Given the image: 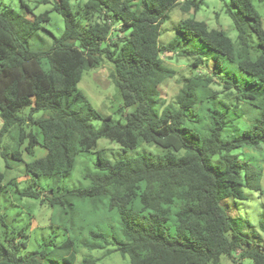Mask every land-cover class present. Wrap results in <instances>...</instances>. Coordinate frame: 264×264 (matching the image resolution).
<instances>
[{"label": "trees", "instance_id": "obj_1", "mask_svg": "<svg viewBox=\"0 0 264 264\" xmlns=\"http://www.w3.org/2000/svg\"><path fill=\"white\" fill-rule=\"evenodd\" d=\"M72 1L53 3L52 10L63 17L65 30L46 51L33 50L29 42L50 22V11L36 15L23 2L31 19L10 7L0 9V156L9 169L3 147L13 129L18 131L14 161L22 162L24 153L34 156L38 146L47 150L44 157L25 164V175L33 182L17 191L20 197L42 198L40 178L67 179L76 168L79 153L94 149L102 138L118 142L124 150L136 149L140 143L153 144L166 152L116 162L99 154L97 171L84 176L89 186L52 188L41 201L64 208L73 201H90L95 208L107 201L109 211L120 217L122 237L92 231L93 243L83 245L89 251L113 245L115 252L130 257L129 264H219L222 256L234 252L243 259L251 258L254 264H264V251L243 238L222 205L227 197L246 200L244 187L252 186L259 175L230 153L261 143L264 112L242 137L224 142L227 122L223 113L212 111L207 129L203 122L196 125L201 122V108L196 106L205 97L217 95L209 89L214 76L185 79L175 108L164 107L158 90L164 80L176 76L163 56L180 54L183 45L197 38L253 77L264 91V27L253 0H220L235 24L237 47L223 29H210L195 18L180 23L177 39L160 42L162 24L173 9L180 6L197 13L204 0H78L76 11ZM50 3L41 0L38 6ZM250 30L259 41L256 58ZM188 54L195 57V67L209 63L192 51ZM106 60L113 65L110 77L123 97L120 112L131 109L125 114V124L101 116L78 89L84 72ZM214 75H218L217 69ZM241 98L256 102L257 96L241 92ZM94 119L103 121L100 128L92 124ZM35 129L41 132L42 142ZM9 185L16 182H7L6 173L0 171V198ZM15 232L6 228L0 236V264H55L48 263L45 252L22 255L27 244L18 242ZM68 258L73 264L74 254L68 253ZM98 261L85 258L83 264Z\"/></svg>", "mask_w": 264, "mask_h": 264}, {"label": "rangeland", "instance_id": "obj_2", "mask_svg": "<svg viewBox=\"0 0 264 264\" xmlns=\"http://www.w3.org/2000/svg\"><path fill=\"white\" fill-rule=\"evenodd\" d=\"M41 0H0V9L10 7L23 17L31 18L30 12L23 6L26 2L31 8H34L36 15L45 11H50L51 20L45 23L43 29L30 40L29 45L33 50L46 51L53 45L54 37H61L65 30L63 17L53 11V3H38ZM87 0H82V3ZM253 3L262 17L264 27V1L253 0ZM78 0L72 1V7L76 11ZM37 6V7H36ZM36 7V8H35ZM195 18L197 21H204L210 29L221 28L231 38L234 45L238 46L237 30L232 18L225 11V3L220 0H204L199 12L193 10L184 11L180 6L176 7L170 13L168 19L164 21L161 27L160 42L169 44L178 38V26L185 19ZM32 19V18H31ZM249 40L252 50L257 57L256 50L259 48V41L256 34L250 30ZM183 51L186 55L170 54V58H165L166 65L174 69L176 76L172 79H166L159 86V94L164 107H177V97L184 87V80L193 78L196 75L214 76V83L210 85L211 92H217L216 96H208L203 99V103L196 106L200 109V120L207 129L208 121L211 119V112L218 110L226 118V128L222 134L224 142L235 137H242L244 131L254 126L261 114L264 112V106L261 105L264 100V91L258 87L254 78L241 71L235 63H231L224 56L215 51H211L202 41L197 38L183 45ZM189 51L197 56L208 60L199 67L193 65L195 57L189 55ZM44 68H48L47 61L44 62ZM218 75H214L215 70ZM113 65L107 60L98 67L84 72L78 89L85 94L93 107L101 116H111L114 123H126V115L131 109H124L123 97L121 91L111 80L110 74ZM231 88L227 89L226 87ZM208 92V90H207ZM241 92L255 93L256 102L241 98ZM264 104V103H263ZM95 128H100L103 121L100 119L92 120ZM3 126V120L0 118V130ZM31 128L28 127V131ZM38 139L42 142L43 136L37 129L34 130ZM207 132V131H206ZM17 129H13L4 139V147L8 153L10 168H6L5 158L0 156V171L5 172L7 182L15 181L16 185H9L0 198V236L6 232L16 230L13 236L21 243L26 242V248L22 249V255L27 256L31 252L39 251L47 254L48 263L70 264L69 254H74L73 264H83L85 258L99 259L96 264H129V256H123L114 251L113 245H105L104 249L89 251L83 245L85 242H91L90 232L99 231L106 234L109 238H121V221L116 211H109L107 204H102L95 208L90 201H73L72 206L51 207L47 201H41L49 195L52 188L73 189L77 187L89 186V181L85 179L86 172H96L99 154H102L111 162L136 158L142 154L162 156L166 151L156 145L140 143L136 149L124 150L121 145L106 138L98 141L97 146L86 152L79 153L77 165L73 173L67 179H54L42 177L38 181L43 191V197L33 199L29 197H20L17 191H22L27 185L33 182L25 175V164L35 159L44 157L47 150L41 146L36 147L34 156L24 153L22 162H16L12 159V152L17 148ZM22 147V150L25 149ZM239 158L241 162L251 165L254 172L258 171V176L252 186L244 187L246 200H238L227 197L222 201L223 207L233 216L236 230L242 234L243 238L253 247L264 251V136L256 147L244 146L230 153ZM218 156L213 158L216 162ZM244 180V174H243ZM5 222V223H3ZM169 235L173 233L169 229ZM93 243V242H91ZM113 250V251H112ZM219 264H254L251 258L240 256L239 252H234L232 256L224 255Z\"/></svg>", "mask_w": 264, "mask_h": 264}]
</instances>
